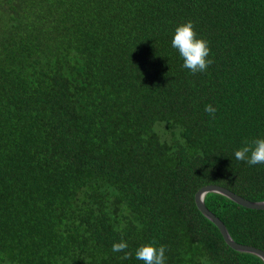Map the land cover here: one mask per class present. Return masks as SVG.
I'll list each match as a JSON object with an SVG mask.
<instances>
[{"label":"trees","instance_id":"trees-1","mask_svg":"<svg viewBox=\"0 0 264 264\" xmlns=\"http://www.w3.org/2000/svg\"><path fill=\"white\" fill-rule=\"evenodd\" d=\"M188 21L205 72L171 45ZM255 138L264 0H0V264H143L151 242L165 264H264L195 200L207 184L264 200V164L234 156ZM205 203L264 249V209Z\"/></svg>","mask_w":264,"mask_h":264},{"label":"clouds","instance_id":"clouds-1","mask_svg":"<svg viewBox=\"0 0 264 264\" xmlns=\"http://www.w3.org/2000/svg\"><path fill=\"white\" fill-rule=\"evenodd\" d=\"M171 45L178 50L179 55L183 59L182 66L192 74L207 71L208 67L213 63V60L208 58L210 55L208 41L198 38L191 21L176 27ZM204 110L212 119H215L217 109L213 105H206ZM234 156L236 160L246 161L250 166L264 164V138H255L251 142H245L235 151ZM127 249L128 244L123 239L112 245L114 253L123 252L121 259L131 258L132 254ZM165 253L166 245L157 246L155 242H151L138 247L135 251V257L137 260L142 261L143 264H165L167 259Z\"/></svg>","mask_w":264,"mask_h":264},{"label":"water","instance_id":"water-1","mask_svg":"<svg viewBox=\"0 0 264 264\" xmlns=\"http://www.w3.org/2000/svg\"><path fill=\"white\" fill-rule=\"evenodd\" d=\"M209 192L220 193L236 203L243 205L245 207L254 208V209H264V200H250L245 198L238 193L232 191L231 189L220 185V184H207L201 187L195 195V200L198 208L201 212L209 218L217 227L220 229L225 241L234 249L243 251V252H251L262 258L264 261V249L258 248L253 245L243 244L236 241L230 234L226 224L218 217L213 211H211L205 203V197Z\"/></svg>","mask_w":264,"mask_h":264}]
</instances>
